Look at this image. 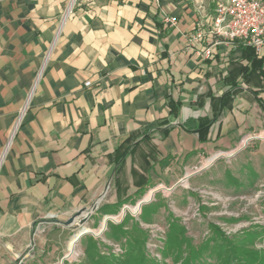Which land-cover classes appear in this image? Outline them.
<instances>
[{"label":"crops","instance_id":"obj_1","mask_svg":"<svg viewBox=\"0 0 264 264\" xmlns=\"http://www.w3.org/2000/svg\"><path fill=\"white\" fill-rule=\"evenodd\" d=\"M65 4L0 0V150L49 54L0 170V264H27L41 234L80 209L138 205L264 135V46L254 60L241 42L209 58L202 44L189 48L214 0H77L55 39ZM226 91L230 107L219 111Z\"/></svg>","mask_w":264,"mask_h":264},{"label":"rangeland","instance_id":"obj_2","mask_svg":"<svg viewBox=\"0 0 264 264\" xmlns=\"http://www.w3.org/2000/svg\"><path fill=\"white\" fill-rule=\"evenodd\" d=\"M214 3H216V0H214ZM252 136L257 137L260 135H250L249 137ZM260 137H264V135ZM259 142L255 144L254 152L249 151L250 146L246 148V146L242 145L237 152L216 153L224 157L213 161L201 176L192 177L189 173L190 177L188 179L184 177V180L182 179L183 181H180L175 186L162 187L158 192L156 191L157 188L152 189L154 190V195H151V190L145 195L144 200H151L150 203L151 205L153 204V210H145V208L142 210V207L138 210L137 205H126L124 207L126 208L124 217L126 215L130 216L134 222H137L144 229L147 235L145 250L149 258L157 263L162 264L164 261L165 264H171L169 258L162 259L164 244L160 255L158 254V257L161 258L159 261L156 260L157 258L151 256V254H156L157 249L151 246L154 242L150 240L152 233L160 235L162 231L165 233V235H162L165 240L170 215L179 220L186 230V235L192 239V243L195 246L201 245L212 236L209 228L210 224L217 226L216 223H218L223 226L217 227L224 234V237L229 239L236 237L233 239L234 241L239 239L238 237H243V232H256L258 234L257 238L253 245H251L252 247H250L264 257V224H262L264 222L250 224L240 229V226L235 227V225H241L243 221L248 220V216L242 214L238 218L230 216L239 214L245 205L249 206L246 200L254 198L259 191L264 193V138L259 140ZM207 163L206 160H202V163L197 165L196 169L199 171ZM248 168L254 170L255 174L254 172L249 173ZM193 172L197 171L194 169ZM243 190H246V192L243 193ZM263 199L254 202L256 209L253 205H250L248 208L252 213L255 212L257 216L260 215L264 219ZM103 203V201H100L94 211L92 209L89 210L91 215L81 230L82 232H91L95 236L90 234L84 235L75 243L73 235L77 231L71 227L59 225L55 231L49 228L41 234L42 241L44 242L43 251L39 253L32 252L34 249L32 245L30 252H28L27 264H61L63 257H66L63 262L80 264L85 259L84 248L85 242H87L85 237L87 236L95 239L101 254L107 253L108 250L114 254L120 253L121 246L118 245L119 251L115 252L113 245L117 244L108 240L105 236L107 224L110 221L107 222L106 228L103 230V217L97 211L98 207ZM200 207H204L205 209L203 210ZM122 210L117 215L107 217H112L119 224L124 219V217L122 218ZM134 210L138 212L134 213ZM130 223L132 222L130 221ZM228 226L233 228L231 229L233 232L226 231L225 233L222 231L221 228H227ZM211 257L210 250H207L203 260L212 262Z\"/></svg>","mask_w":264,"mask_h":264},{"label":"trees","instance_id":"obj_3","mask_svg":"<svg viewBox=\"0 0 264 264\" xmlns=\"http://www.w3.org/2000/svg\"><path fill=\"white\" fill-rule=\"evenodd\" d=\"M243 49L245 54L253 56V60L258 56L251 46L245 45ZM231 100L230 91H226L220 98L219 111L223 108H229ZM219 116L220 113H217L213 115L211 120L199 119L197 132L208 130L211 122ZM250 172L253 173L252 170H249ZM242 192L244 193L246 190ZM121 206L122 204L117 203L101 206L99 210L110 215H117ZM152 207L153 204L150 203L143 206L142 210L144 208L145 210H153ZM200 208L205 209L204 207ZM169 218L167 234L163 242L162 259L169 258L171 264H264V257L251 248L258 235L256 232H243L244 236L238 237L239 239L234 241L233 239L236 237L226 238L217 226L210 224L212 236L201 245L195 246L192 239L186 235V230L179 220L171 217V215ZM105 236L108 240L121 246V252L114 254L108 250L107 253L101 254L95 239L87 236L85 237L87 242H85L84 248L85 259L80 264H161L147 256L145 250L147 235L144 229L130 216L126 215L119 224L108 222ZM207 250H210V257H214H211L212 262L203 260ZM63 264L68 263L63 262ZM162 264H165L164 261Z\"/></svg>","mask_w":264,"mask_h":264},{"label":"built area","instance_id":"obj_4","mask_svg":"<svg viewBox=\"0 0 264 264\" xmlns=\"http://www.w3.org/2000/svg\"><path fill=\"white\" fill-rule=\"evenodd\" d=\"M77 0H66L65 8L60 18L59 28L57 31V35H55V39L57 38L60 29L62 28L65 21L71 16L73 12V8L76 5ZM163 23L165 25L174 26L176 24L175 17H163ZM187 41L189 44V48L193 47V45H201L202 48L199 51V55L204 58H209L213 54V48L220 44H232L235 42H241L244 45L251 46L256 54L260 53V50L264 46V2L262 0H216L214 15L211 19L206 30H202L198 28L193 34L187 37ZM49 59V54L45 55L38 71L36 72L28 91L17 109L15 120L12 126L11 133L9 138L4 143L0 150V170L1 167L9 153L12 142L20 130L24 123L25 116L29 111L31 106V102L36 94L39 83L44 75L47 62ZM86 86L89 83L85 84ZM264 137L260 136H252L246 139L243 146H245L251 140H260ZM263 195V196H261ZM264 198V193L259 191L254 198L250 200H246L247 204L253 205L254 202L260 201ZM243 200V199H240ZM264 200V199H263ZM249 206H244V208L236 215H230L233 217H239V215L248 216V220H245L240 224H236L235 227L240 226L239 228L246 227L250 224L262 223L264 219L261 218L260 215H256L255 212L252 213ZM256 209V206H254ZM257 216V217H256ZM251 218V219H250ZM217 226H221L216 223ZM264 224V223H262ZM224 225V224H222ZM225 226V225H224ZM223 227V226H221ZM220 228V227H219ZM223 232L226 231L233 232L232 227L221 228ZM226 229V230H224ZM239 230V229H238ZM236 231V230H234ZM164 231L159 235L157 233H152L151 241L154 242L151 245L153 248L157 249L156 254H151L152 257L157 258L156 260H160L158 257L160 255V251L163 246ZM161 240V241H160ZM114 251H119L118 245H113ZM159 254V255H158Z\"/></svg>","mask_w":264,"mask_h":264},{"label":"water","instance_id":"obj_5","mask_svg":"<svg viewBox=\"0 0 264 264\" xmlns=\"http://www.w3.org/2000/svg\"><path fill=\"white\" fill-rule=\"evenodd\" d=\"M205 168H203L202 170H200L199 172L203 171ZM190 176H186L185 179H188ZM184 180V179H183ZM181 180V182L183 181ZM152 196L154 195V192H152L151 194ZM151 200L149 201H140L137 205V208L138 210H140V208L145 205V204H148L150 203ZM96 209V204L92 207V211H94ZM125 211H126V208H124L122 210V218L124 217L125 215ZM91 215V212L90 211H87L85 209H80L78 210L74 215H72V217H70L67 221H64V222H59V224L63 227H71L73 230H76L77 232L73 235V237H75V242L76 241H79L84 235H93L95 236L93 233H86V232H82V228H83V225L87 222V220L89 219ZM122 220V219H121ZM110 221V222H113L115 224H117V222H115L112 217H105L104 220H103V223H104V229L106 228V224L107 222ZM66 259V257H63L62 260H61V264L63 263V261Z\"/></svg>","mask_w":264,"mask_h":264},{"label":"bare ground","instance_id":"obj_6","mask_svg":"<svg viewBox=\"0 0 264 264\" xmlns=\"http://www.w3.org/2000/svg\"><path fill=\"white\" fill-rule=\"evenodd\" d=\"M216 159H217V157H216L214 160H216ZM210 164H211V163H209V164L206 165V166H209ZM137 212H138L137 210H134V213H137ZM103 226H104V223H103ZM103 229H104V228H103ZM86 233H91V232H86ZM76 242H77V241H76ZM76 242H75V243H76ZM75 243H74V244H75Z\"/></svg>","mask_w":264,"mask_h":264}]
</instances>
